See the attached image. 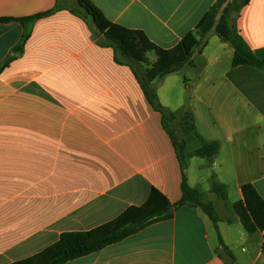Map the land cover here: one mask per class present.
<instances>
[{
    "label": "crops",
    "instance_id": "1",
    "mask_svg": "<svg viewBox=\"0 0 264 264\" xmlns=\"http://www.w3.org/2000/svg\"><path fill=\"white\" fill-rule=\"evenodd\" d=\"M89 1L111 23L140 30L169 49L216 0ZM54 5L55 0H0V19H12L0 22V64L11 58L0 72V264L40 252L61 233L88 231L142 205L152 188L170 203L181 197L172 141L130 68L65 9L19 21ZM236 28L264 59V0H250ZM25 32L21 52L13 53ZM213 38L179 73H195L191 82L183 77L187 97L170 102L160 96V88L174 80L168 78L179 74L165 77L156 94L170 111L189 109L197 132L219 142L217 157L199 164L197 175L191 164L198 158L190 159L187 183L213 202L225 246L247 245L246 252L233 255L236 264H264V231L249 234L238 214L249 224L241 185L252 184L264 199V70L230 64L210 69L219 63L217 54L204 56ZM232 52L230 47L231 57ZM212 174L227 187L225 202L210 193ZM216 236L199 208L184 206L170 220L65 264H226V256L216 252Z\"/></svg>",
    "mask_w": 264,
    "mask_h": 264
},
{
    "label": "trees",
    "instance_id": "2",
    "mask_svg": "<svg viewBox=\"0 0 264 264\" xmlns=\"http://www.w3.org/2000/svg\"><path fill=\"white\" fill-rule=\"evenodd\" d=\"M249 2L250 0H216L194 29L169 49L159 48L140 30L127 29L111 23L89 0H55L51 10L19 20L23 24L25 21L65 9L87 24L98 45L110 48L116 60L130 68L144 97L152 108L160 113L162 126L172 141L181 172V197L177 202L170 203L159 191L152 188L142 205L129 206L117 217L88 231L61 233L58 240L45 249L11 264H65L119 243L152 224L170 220L175 212L184 206L199 208L206 215L217 234L216 252L219 250L228 258L226 264H236L219 235V218L213 202L206 200L201 189L190 187L186 178L190 159H204L208 164H212L219 153L220 144L215 140L204 139L197 132L194 115L189 109L170 111L162 107L156 87L165 77L179 74L190 65L193 56L202 52L212 35L232 48L231 67L247 66L264 70V59L248 47L236 28L240 11ZM10 20L12 19L2 18L0 22ZM26 37V32L21 35L13 53L21 52ZM10 60L11 58H8L0 64V72ZM209 183L210 193L214 194L218 201L225 202L228 194L226 185L218 182L214 174L209 177ZM240 192L243 211L249 220L248 224L242 213L238 212L244 229L249 234L264 231V199L249 183L241 185Z\"/></svg>",
    "mask_w": 264,
    "mask_h": 264
},
{
    "label": "rangeland",
    "instance_id": "3",
    "mask_svg": "<svg viewBox=\"0 0 264 264\" xmlns=\"http://www.w3.org/2000/svg\"><path fill=\"white\" fill-rule=\"evenodd\" d=\"M212 36L214 38H213V40L211 42H209V46H208L207 50L205 51V55L204 56L205 57H211V56H214V55L217 54L218 58H219L218 65L215 66L214 68H211V67H209V68L210 69H221L222 70V69L228 67L229 64H230V58H231V54L229 53L230 45L226 43L225 44L226 48H224L223 50H218V48H216V47L221 45L222 42L218 39L217 36H215V35H212ZM196 62H197L196 64L198 65L199 63H201V60L197 59ZM175 75H178V74H175ZM170 76H172V75H170ZM183 77L186 78L187 82L188 81L191 82V80H195V73H192L190 70H188V71L183 72V75L179 74L178 76L169 77L168 81H172L171 79H174V80H173V82H170L171 86L169 88H164V87L160 88V91H159L160 96L162 98L170 100V102H175L176 98L178 97V95H182L183 97H187L188 96L187 92L185 90H183L184 86H185V82H186L183 79ZM195 110L197 111V113L201 114V109L196 108ZM201 163H205L204 159H199L198 158V160H194V162L191 164V173H192V175H197L198 174V172H199V164H201ZM226 176H227L226 173H224V172L220 173V178L221 179H225ZM230 188H231L230 195L232 196V199H233L234 198V191H233L232 187H230ZM219 214H220V216H223L222 213H219ZM228 217L232 218V215L229 213ZM231 226H232V228H234L235 224L231 225ZM215 239H217V236L215 237ZM233 248L234 249L230 248V250H229L231 252L232 256L234 254H236V255L237 254H243L244 252H246V250H248L247 245H238L237 244L235 247L233 246ZM233 258H234V256H233ZM226 259L228 260L227 257H226Z\"/></svg>",
    "mask_w": 264,
    "mask_h": 264
}]
</instances>
